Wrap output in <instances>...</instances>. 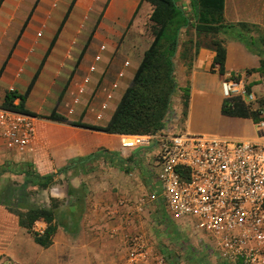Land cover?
<instances>
[{"label":"crops","instance_id":"1","mask_svg":"<svg viewBox=\"0 0 264 264\" xmlns=\"http://www.w3.org/2000/svg\"><path fill=\"white\" fill-rule=\"evenodd\" d=\"M175 1L189 19V25L179 31L173 60L178 63L175 65L177 72H189L185 80L191 84L186 131L258 139L253 117L229 115L223 111L221 82L229 77L243 78L264 101V43L260 34L246 33L241 27L245 24L264 31V0H225L223 24L228 27L218 33L197 31L196 0ZM153 10L154 6L147 0H6L0 10V41L7 38L16 44L15 48L8 49L0 42V106L7 93L24 95L28 91L25 109L36 118L32 152L17 155L29 159L39 168L51 170L82 159L69 171L89 173L87 182L86 177L75 174L72 183L76 192L83 188L90 196L89 200H93L98 191L97 184L91 179L97 166L109 161L112 165L117 163L109 156L93 158V154L104 149L127 160L117 163L126 174L125 203L122 208L117 203L110 204L114 206L109 213L116 218L105 225L106 233L113 238L142 233L144 219L158 207L153 204L151 213L142 214L135 209L139 197L149 189V185L147 189L143 183L140 169L131 164L133 160L129 155L135 151L123 153L119 134L46 118L56 112L69 122L108 125L154 41L153 31L151 33L154 23L150 20ZM241 32L257 43V49L251 50L237 40ZM215 40L220 41L226 51L222 74L214 64ZM182 57L189 60L182 61ZM179 81L183 88V80ZM200 85L211 86L212 91L202 90ZM20 102L19 97L14 99V105ZM263 131L260 137L264 141ZM145 175L151 180L148 174ZM97 199L90 215L92 229L103 227L99 225L101 204ZM108 205L106 203L104 209ZM79 215L82 230L85 214ZM139 237L144 241L142 235ZM13 244L16 251L26 257L30 254V262L36 264L38 258L37 261L34 258L33 245ZM36 247L42 246L37 244Z\"/></svg>","mask_w":264,"mask_h":264},{"label":"built area","instance_id":"2","mask_svg":"<svg viewBox=\"0 0 264 264\" xmlns=\"http://www.w3.org/2000/svg\"><path fill=\"white\" fill-rule=\"evenodd\" d=\"M221 88L224 101L240 98L261 108L243 78H224ZM255 125L256 140L176 131L168 122L154 133L120 135L123 153L138 150L151 178L136 211L159 206L224 264H264V120ZM35 137V116L0 106V139L7 148L30 153ZM130 248L132 264L146 258L140 237H131Z\"/></svg>","mask_w":264,"mask_h":264},{"label":"rangeland","instance_id":"3","mask_svg":"<svg viewBox=\"0 0 264 264\" xmlns=\"http://www.w3.org/2000/svg\"><path fill=\"white\" fill-rule=\"evenodd\" d=\"M4 1L6 0H0V10ZM248 33L259 34L255 29H249ZM0 42L6 47L8 46V49H13L16 45L13 41L9 42L7 38ZM181 59L185 62L189 60L185 57ZM173 60H175V56ZM175 65H178V63H174ZM188 76L189 72H177L174 67L172 75L174 89L169 95V111L166 114L164 123L168 122L172 129L176 131L186 130L185 128H187V126L185 127L188 114L186 101H189L191 92V84L185 81ZM179 80H183V88L180 86L181 81ZM131 85L132 83L126 91ZM200 87L202 90L212 91L211 86L203 87V85H200ZM118 106L115 107V111ZM153 117L156 119L158 114L157 117L154 115ZM15 152L7 148L4 141L0 139V200L4 201V203H0V264H32L30 254L26 257L18 250L16 251L13 243L17 242H23L28 247L33 245L35 249L37 248V251L35 249L33 251L36 261L38 258L36 264H42L41 260L44 261V264H132L129 259L132 236L126 235L124 237L122 234L123 236L121 235L119 238H113L106 233L105 227L107 222L116 218L109 213L110 208L114 206L110 204L117 203L121 207L125 203L123 201L125 200L123 190L127 187L126 174L117 163V165L115 163L110 164V161L107 162L108 164L101 163L94 170L91 179L97 184L98 191L93 195V200H89L90 196L85 194L83 188H80L79 192L75 191L74 200L76 201L78 213L85 214L82 230L79 228L76 233H71L60 227L53 237V243L47 248H39L36 247L37 244L34 241L35 234L43 232L49 224L42 220L37 221L29 231L19 225L17 213L26 212L27 207L32 206V203L38 206H49L55 201L60 202L61 205L67 203V200L73 199V196L68 195V186H72L75 174L80 178L81 176L86 177L85 182H87L89 173L62 171L66 166L53 170L39 168L32 161L18 156V153ZM129 157L133 160L132 163L130 162L132 166L136 165L140 169V173L142 172L143 183L148 189L150 180L145 175L147 174L146 160L138 151H135ZM27 165L31 167L29 170H32L34 174L47 175L55 173L53 184L47 188L32 186L30 184L32 177H28L23 173ZM108 168L109 172H106ZM21 194L26 195L24 197L26 201L21 202V207L9 205L12 202L17 203V198ZM96 197H98V203L101 204V222L99 225H103V227L100 229H92L91 220L93 218L90 217L92 215L91 211L95 209L93 203H95ZM106 203L110 205H108L109 209L108 207L104 209ZM118 215L122 214L118 213ZM144 221L143 232H140L139 235H142L144 242L147 244L148 252L146 258L135 264H224L213 255L207 254L189 230L180 223L173 222L172 219L166 217L159 206L155 212L146 216ZM95 231H98V234ZM139 235L133 237H139Z\"/></svg>","mask_w":264,"mask_h":264},{"label":"trees","instance_id":"4","mask_svg":"<svg viewBox=\"0 0 264 264\" xmlns=\"http://www.w3.org/2000/svg\"><path fill=\"white\" fill-rule=\"evenodd\" d=\"M147 1L154 6L150 17V20L154 23L152 27L154 41L145 52L143 61L134 75L131 87L124 94L108 125L102 127L80 122L72 123L56 112L48 116V119L119 135L154 133L164 127V120L169 111V95L174 89L172 75L175 66L173 58L178 48V35L180 29L189 25V19L175 0ZM195 3L199 12L196 25L199 33H218L228 27L223 24L225 0H196ZM229 27L231 28L232 26ZM241 27L246 30V33H248L249 29H252L245 24ZM256 30H258L261 41L264 43V31ZM237 40L245 43L251 50L257 49V43L245 33H239ZM213 45L216 52L214 64L219 67V71L222 74L226 51L220 41H213ZM27 95L28 91L24 95L9 92L6 94L5 101L1 106L34 116V114L25 109L24 102ZM18 97L21 102L18 105H14V99ZM188 103L189 101H186L187 106ZM259 103L261 108L264 107L262 99H260ZM261 108L253 110L252 106L244 105L240 99L224 101L223 104L225 113L251 116L255 124L264 120L261 112L263 109ZM154 110L155 112H153ZM153 115L157 118L155 119ZM96 156L101 158L109 156L116 160L118 164L126 163L127 161L121 158L118 153H109L104 149L93 154V158ZM81 161L82 159L71 161L62 171L74 169L76 164ZM29 169H31L29 165L25 166L23 173L28 177H32V180H30L32 186L47 188L53 184L55 173L40 175L34 174ZM74 194L75 189L72 186H68V195L73 196V199L67 200V203L61 205L60 202L55 201L49 206H38L32 203V206L27 207L26 212L17 213L19 225L30 231L37 221L47 222L49 226L43 232L35 234V242L45 248L53 243V237L60 227L68 232L76 233L80 228V215L74 200ZM25 196V194H21L17 198V203L12 202L9 205L21 207V202L26 201L24 199ZM0 203H4V201L0 200Z\"/></svg>","mask_w":264,"mask_h":264}]
</instances>
